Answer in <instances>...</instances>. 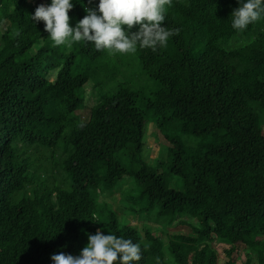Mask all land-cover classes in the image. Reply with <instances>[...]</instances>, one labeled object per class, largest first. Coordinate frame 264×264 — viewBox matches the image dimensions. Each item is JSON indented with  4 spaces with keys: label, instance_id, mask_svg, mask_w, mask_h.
<instances>
[{
    "label": "trees",
    "instance_id": "1",
    "mask_svg": "<svg viewBox=\"0 0 264 264\" xmlns=\"http://www.w3.org/2000/svg\"><path fill=\"white\" fill-rule=\"evenodd\" d=\"M79 2L68 13L72 26L98 0ZM237 7L172 0L166 24L179 35L156 52L127 54L156 85L145 97L115 82L120 54L111 61L90 43L54 46L44 23L31 20L30 0H0V264L78 255L98 229L139 243V264H219L213 243L227 246L223 264H264V20L237 32ZM87 87L101 93L86 109ZM148 115L158 130L177 123L190 140L202 139L195 148L170 141L177 147L167 170L181 191L157 169L129 167L141 160ZM125 176L135 187L122 191L126 214L168 217L165 227L187 217L191 232L166 233L165 241L104 218L98 199Z\"/></svg>",
    "mask_w": 264,
    "mask_h": 264
},
{
    "label": "clouds",
    "instance_id": "2",
    "mask_svg": "<svg viewBox=\"0 0 264 264\" xmlns=\"http://www.w3.org/2000/svg\"><path fill=\"white\" fill-rule=\"evenodd\" d=\"M91 2V0H89ZM238 7L231 13V27L244 31L250 24L264 20V0H236ZM82 6L84 0L79 2ZM172 0H98L94 8L84 7L86 15L74 26L69 11L73 0H51L39 5L31 16L33 22H43L54 46L70 48L73 43L93 44L96 51L111 54H133L140 49L156 52L166 47L170 38L179 35L178 28L166 24L167 9ZM138 26L135 32L130 31ZM87 244L78 255L52 254V264H139L142 246L131 239L110 232L86 234Z\"/></svg>",
    "mask_w": 264,
    "mask_h": 264
},
{
    "label": "rangeland",
    "instance_id": "3",
    "mask_svg": "<svg viewBox=\"0 0 264 264\" xmlns=\"http://www.w3.org/2000/svg\"><path fill=\"white\" fill-rule=\"evenodd\" d=\"M30 3L35 6V8L41 4L47 5L46 0H30ZM5 27H2V30ZM119 60L121 62L122 69L120 72V78H117V83H126L128 87L132 88L133 90L140 91L143 93V96L148 97L152 92L155 91L156 85L154 82L147 79L145 76L141 75L138 71L137 63L133 61L132 57L128 56L127 54H120ZM110 60H114L116 58V54L109 53ZM50 80H54V76H50ZM115 85V83H113ZM105 90V89H104ZM101 91L97 89H93L91 87H87L85 90V97H86V109L90 108L92 105L96 104L99 94ZM87 111V110H86ZM85 111V112H86ZM159 122L152 119L149 115L146 118L145 128L146 132L144 134V142H145V149L143 150V154L139 163H130L133 166H129L130 168H137L139 164H144L146 167L157 169V172L163 175L164 179L167 181L168 186L174 190H182V183L179 179L173 177L169 174L167 168L169 164V157L168 152L176 148L177 145L170 144L171 140L178 139L183 144L187 145L188 147L195 148L197 144L202 141V139H193L190 140L188 137L183 135L177 128V123H169L165 124L161 130L156 129L155 125H158ZM54 162L58 164L59 156L56 155ZM57 159V160H56ZM52 173L50 174L51 178L55 177L60 179L62 176L61 173L58 171V165H52L49 162L48 169H51ZM60 176V177H59ZM133 180L129 179L127 176L123 177L120 183L112 190L111 194L108 196H101L99 197L98 201L101 203L103 202L107 206L103 210V217L107 218L108 214H113L119 224H123L124 222L135 226L138 230L144 231L149 230L156 234L162 236V239L165 240L166 233H190V225L194 224L189 218L187 217H175L174 220L176 221L174 224L170 225L169 227H165L167 224V218H163L161 220H156L154 214L149 217L141 216V217H131L130 215L126 214L124 207L122 208L120 205V200L122 198V191L126 190L129 191L131 189L134 190ZM115 190V191H114ZM178 220V221H177ZM179 222H184V224L178 225ZM162 232V234H161ZM165 232V233H163ZM166 241V240H165ZM211 247L215 249L217 252L220 260L219 264H223L226 260L223 249H226L227 246L222 243H213ZM241 260H243V256L241 255ZM239 264V263H237ZM252 264H257L255 261Z\"/></svg>",
    "mask_w": 264,
    "mask_h": 264
}]
</instances>
